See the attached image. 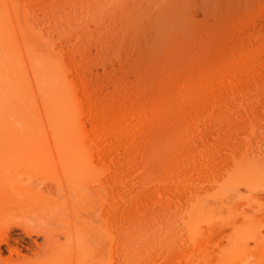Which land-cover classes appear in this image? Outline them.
<instances>
[{
	"label": "bare ground",
	"instance_id": "6f19581e",
	"mask_svg": "<svg viewBox=\"0 0 264 264\" xmlns=\"http://www.w3.org/2000/svg\"><path fill=\"white\" fill-rule=\"evenodd\" d=\"M261 91L264 0H0V205L30 202L43 223L7 222L0 263L43 250L41 264H150L167 202L156 205L148 177L130 178L134 154L200 139L188 119L253 115ZM234 156L201 165L202 264H216L223 240L238 242L229 264L240 253L264 264V135L247 136V162L233 169L247 180V244L235 219L216 218V177Z\"/></svg>",
	"mask_w": 264,
	"mask_h": 264
},
{
	"label": "rangeland",
	"instance_id": "374dc122",
	"mask_svg": "<svg viewBox=\"0 0 264 264\" xmlns=\"http://www.w3.org/2000/svg\"><path fill=\"white\" fill-rule=\"evenodd\" d=\"M258 101L262 106L254 108L255 114L253 115L228 114V116H221V114H204L196 119L193 118L194 120L188 119L187 122H190H186V126H188V124L191 125L188 130L200 136V139L197 137L196 140H185L182 145L178 146L180 149H178V147L175 149L176 152L173 151L175 146L174 148L173 146H171L172 148H164V152L162 149L157 150L159 152L158 154L157 151H145L146 153H144L146 155L148 154L147 156L152 154L150 156L153 157V161H151L152 157L151 160L149 159L150 157L146 160L147 157L144 156L145 154H143L142 151L141 153L136 151L137 153L134 154L135 156L133 155L137 161L135 160V167L131 170L132 174L130 178L133 176L131 179H136V182L139 184L141 180L143 183L148 177L147 179H150V182L152 181L151 186L154 185L156 188L153 187L155 190L153 192L155 193L153 198L156 199V193H158L157 199H160H158V201L157 199H153L155 203L160 201L161 205H163L165 200L167 202L165 204L167 208L163 207L166 208V211L162 210L160 207L156 208L159 209L157 210L159 215L161 214L164 216L166 213L167 217L163 218V216L160 215V220H156L151 225L152 230H150L156 235H153L154 237L151 243L154 247V251L150 264H202L200 231L205 225L201 222V218L197 211L201 202L202 188L205 187L206 183L211 178L208 177L210 179H206L207 177L201 170V165L206 160H211L215 154L227 155L233 153L235 155L234 158L229 157L232 165L231 168L221 172L218 177H216L217 185L215 186L218 189V209L216 218L221 224L226 223L230 219H235L234 228L240 234V241L247 244V180L242 176L235 177L233 175V169L235 165L247 162V136L254 134L257 137H261L264 135V91H261ZM190 131L188 132L190 133ZM232 137L237 138L239 143L236 145L233 143L227 145L221 141L223 138ZM167 149H171L170 151L173 152L168 150V153ZM230 150H234V152ZM155 152L156 154H154ZM162 153H166L167 155ZM136 156L138 157L136 158ZM141 156L144 157L139 159ZM142 160H146V164L148 162L150 163V161L153 162L154 164H151L155 166H153L154 168H156V164H159L158 162L160 160L161 162L164 161L162 164L165 163L166 160V163L168 162L167 164L165 163L167 168H165V170H159V168L153 169L151 165L145 169L143 167H145L144 165L146 164H144L145 162ZM142 164H144L143 167ZM25 166L27 165L20 164L16 170H22V167ZM141 168H143V170L145 169L146 172L144 173ZM142 176L146 178L143 180L144 177ZM20 177L21 174H17L16 176L7 178L14 180ZM138 179L141 180L139 181ZM134 186L136 187L135 184ZM165 188L167 190H165ZM235 189L239 190V196L232 194ZM11 202L0 205V239L3 234L4 225L12 220L19 219L25 226L31 229H37L43 226V223L35 219V214L40 211L38 206H34L30 202H26L22 199ZM150 230H148L149 233H147L149 235L146 234L148 237L153 234H150ZM225 231L231 233L233 229L226 228ZM5 232L9 236H16L17 234L15 233H19V236L23 237L25 240L27 239L24 237L23 231L19 227H12ZM37 240L40 243L42 238H38ZM60 241H62V239H60ZM231 245H238V242L229 243L227 240H223L220 257L216 261V264L231 263L228 262L229 256L233 252L231 250ZM262 250L258 253L259 255H261ZM239 256H241V258L239 257L241 263L247 264V254L240 253ZM8 258V252L5 251L3 255L4 260L0 264H41L44 255L43 250H39L37 253L31 255L25 262L11 261Z\"/></svg>",
	"mask_w": 264,
	"mask_h": 264
}]
</instances>
